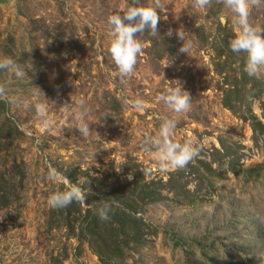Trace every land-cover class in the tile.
Listing matches in <instances>:
<instances>
[{
    "label": "rangeland",
    "instance_id": "1",
    "mask_svg": "<svg viewBox=\"0 0 264 264\" xmlns=\"http://www.w3.org/2000/svg\"><path fill=\"white\" fill-rule=\"evenodd\" d=\"M133 3L0 0V58L13 59L24 72L17 78L0 71V173L17 165L23 176L18 201L0 208V264H101L86 243L79 247L65 229L48 230L52 207L47 201L61 187L74 185L67 177L73 170L101 176L135 162L147 179L167 180L177 168L163 170L145 144L159 135L165 117L179 121L171 138L192 139L203 154H197L200 159L209 161V151L219 148L218 139L224 137L241 146L242 169L264 163V136L255 146L249 122L222 105L212 50L201 48L196 36L199 26L213 33L218 23L235 33V14L223 0H211L203 9L196 0H139L136 6L159 3L157 28L177 39L178 50L160 58L138 34L143 51L133 73L121 79L109 52L108 17ZM249 21L264 25V7H250ZM189 44L187 54L179 51ZM180 83L191 101L189 111L177 116L159 96ZM136 100L144 107L135 108ZM81 102L83 121L78 119ZM40 108L54 121V131L45 127ZM252 109L264 123L259 102ZM82 123L88 124L87 136L79 131ZM53 169L56 182L48 179ZM142 217L159 233L128 251L127 264H264V176L246 181L228 173L214 178L206 202H155Z\"/></svg>",
    "mask_w": 264,
    "mask_h": 264
},
{
    "label": "trees",
    "instance_id": "2",
    "mask_svg": "<svg viewBox=\"0 0 264 264\" xmlns=\"http://www.w3.org/2000/svg\"><path fill=\"white\" fill-rule=\"evenodd\" d=\"M158 32L155 36L148 31L141 34L155 55L160 58L174 56L178 50L177 39ZM196 36L201 48L212 50V65L218 77L217 89L222 95V105L242 121L249 122L253 144L258 146L264 136V123L253 112L252 106L259 102L264 118V81L244 72L245 54L231 51L229 40L234 32L227 25L218 23L213 33L199 26ZM218 143L219 148L213 147L209 151V161L200 159L198 155L203 154L199 152L185 167L170 173L167 180L147 179V173L135 162H126L120 169L114 168L101 176L91 174L89 170L69 171L67 177L73 184L79 177L88 178L87 183L81 185L87 191L85 202L74 201L64 208H52L47 216L48 230L65 229L66 236L76 238L79 247L86 243L101 264H127L128 251L138 250L159 233L157 226L142 217L149 204L162 201L177 206L202 204L207 201V195L214 192V178H224L228 173L242 176L246 181L263 178L264 163L242 169L241 146L232 145L224 137H220ZM214 164L222 166L220 171L212 167ZM22 181L20 166L13 165L8 172L0 173L1 209L18 201ZM191 183H195L193 189H190ZM204 187L209 191L207 194L203 192ZM69 188L63 186L59 191ZM104 204L111 205L107 220L100 219L97 214V209Z\"/></svg>",
    "mask_w": 264,
    "mask_h": 264
},
{
    "label": "clouds",
    "instance_id": "3",
    "mask_svg": "<svg viewBox=\"0 0 264 264\" xmlns=\"http://www.w3.org/2000/svg\"><path fill=\"white\" fill-rule=\"evenodd\" d=\"M211 0H196L198 8H206ZM139 0H135L131 6L119 8L115 14L108 17V23L111 25L109 32L110 45L109 52L112 61L117 68V77L125 78L130 76L136 66L137 57L143 51L142 43L137 39L138 34L148 31L152 36L158 32V13L159 3L155 5L136 6ZM225 7L235 14V23L238 29L232 39L229 40V46L234 53H244V72L249 77L260 79L264 76V25L252 24L249 21L250 7H264V0H223ZM171 35V32H169ZM180 39H184L179 33ZM191 45L180 47L179 51L188 53ZM0 71H6L21 78L24 75L23 70L11 58H0ZM169 110L176 114H185L190 109L191 97L187 90L180 85L174 88H168L159 96ZM137 109L144 107L141 100H136L133 105ZM81 111L78 119L83 121L86 115L84 102H81ZM38 115L43 119L48 131H54V121L47 115L44 108L38 110ZM179 123L176 118L165 117L155 138L149 137L145 144L149 150L155 151V157L163 170L185 167L189 161L198 154L195 142L188 139L184 142L174 141L171 137ZM81 134L87 136L89 127L87 123H82L78 127ZM132 179L131 176L128 177ZM48 179L58 181L56 170H50ZM88 178L79 177L75 184L67 191H57L50 195L47 203L52 208H64L75 202L83 203L87 196V191L83 190L81 185L87 183ZM111 205L104 204L97 209L100 219L107 220Z\"/></svg>",
    "mask_w": 264,
    "mask_h": 264
}]
</instances>
